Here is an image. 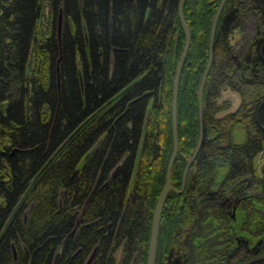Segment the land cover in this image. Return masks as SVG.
I'll return each instance as SVG.
<instances>
[{
    "label": "trees",
    "instance_id": "trees-1",
    "mask_svg": "<svg viewBox=\"0 0 264 264\" xmlns=\"http://www.w3.org/2000/svg\"><path fill=\"white\" fill-rule=\"evenodd\" d=\"M177 2L0 0V264H146ZM220 2L182 3L153 264H264V0Z\"/></svg>",
    "mask_w": 264,
    "mask_h": 264
},
{
    "label": "water",
    "instance_id": "water-1",
    "mask_svg": "<svg viewBox=\"0 0 264 264\" xmlns=\"http://www.w3.org/2000/svg\"><path fill=\"white\" fill-rule=\"evenodd\" d=\"M221 2H222V0H221ZM182 3H183V0H178V2H177V14H178L179 22H180L182 29H183L184 41H183V45H182V48L180 50L179 56L177 58L174 73H173L172 88H171V100H170L172 148H171V152H170L167 164H166L164 183H163V185H162V187H161V189L157 195L155 205H154V210H153L152 220H151V226H150L148 247H147L146 264H153L155 241H156V231H157L160 208H161V204H162L163 198H164L167 190L172 187L170 184V168H171V163H172L173 157H174L175 152H176V130H175L176 90H177V82H178V76H179L180 68H181V65H182V62L184 59V55H185L186 50H187L188 41H189L188 27H187L186 22L183 19V16H182V10H181ZM216 14H217V12L214 15V18H213V21L211 24V28H210V39L212 37L214 20H215ZM95 145H96V143L88 150L86 155L94 149ZM183 174H184V171H183ZM56 257H57V254L54 257L52 264L55 263ZM90 257H91V254L87 257V259L85 260V262L83 264H87Z\"/></svg>",
    "mask_w": 264,
    "mask_h": 264
},
{
    "label": "rangeland",
    "instance_id": "rangeland-1",
    "mask_svg": "<svg viewBox=\"0 0 264 264\" xmlns=\"http://www.w3.org/2000/svg\"><path fill=\"white\" fill-rule=\"evenodd\" d=\"M243 37V31L235 29L232 33H231V39L230 42L232 44H236L238 41H241ZM221 99H226L229 102V107L227 110H232L234 109V107L237 105L239 97L237 92L228 89V88H223L221 90V95H220ZM226 111V110H225ZM224 112V111H222ZM239 131V130H238ZM240 132V131H239ZM237 132L239 135L240 133ZM238 135V136H239ZM263 157H257L256 158V165H259V163L262 161Z\"/></svg>",
    "mask_w": 264,
    "mask_h": 264
}]
</instances>
